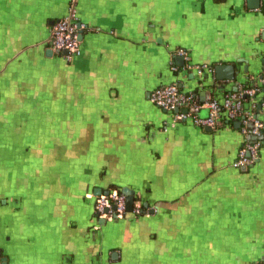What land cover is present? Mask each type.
<instances>
[{"label":"crops","instance_id":"crops-1","mask_svg":"<svg viewBox=\"0 0 264 264\" xmlns=\"http://www.w3.org/2000/svg\"><path fill=\"white\" fill-rule=\"evenodd\" d=\"M68 3L0 0V264H262L264 127L242 171L237 122H173L149 95L222 100L258 77L264 0H76L70 62L50 44ZM220 64L234 82L215 80ZM253 111L264 126L259 97ZM111 188L141 213L97 219L88 196Z\"/></svg>","mask_w":264,"mask_h":264},{"label":"built area","instance_id":"built-area-1","mask_svg":"<svg viewBox=\"0 0 264 264\" xmlns=\"http://www.w3.org/2000/svg\"><path fill=\"white\" fill-rule=\"evenodd\" d=\"M84 25L79 24L76 11V0H69L65 13L53 25L50 36L52 50L64 56L70 62L81 55L79 32ZM178 55L185 56V52L178 51ZM189 68V67H188ZM198 75L203 73L213 74V68L208 65L194 66ZM259 97L264 103V65L256 78L238 87L236 91L226 94L222 100L211 99L198 103L192 100V96L182 93L175 85L162 86L153 90L149 95V101L156 107L172 112L178 109L173 117V122L190 120L197 127L215 128L222 119L229 122L240 123L242 136L253 135L259 137L263 130V123L254 115V104ZM180 109L185 111L179 112ZM207 111L205 117L199 113ZM252 123V128L247 125ZM261 141L254 144L244 143L237 151L233 167H250L259 159ZM94 201V214L97 219L116 221L123 220L127 214L126 195L120 189H109L98 195H90ZM133 215L141 213L140 204L134 198L131 209ZM264 264V260L262 262Z\"/></svg>","mask_w":264,"mask_h":264},{"label":"water","instance_id":"water-1","mask_svg":"<svg viewBox=\"0 0 264 264\" xmlns=\"http://www.w3.org/2000/svg\"><path fill=\"white\" fill-rule=\"evenodd\" d=\"M251 1L252 4H250L249 6L252 8H256L259 5L260 0H249ZM80 39V36H79ZM48 54H50V52H48ZM178 61V66H183L184 64V60L183 57H179L177 59ZM214 76H215V80L217 81H228V82H234L235 81V76H236V72L234 70V67L230 64H220L215 66L214 68ZM237 85V84H235ZM236 86L234 88V91H236ZM257 107H260V105H258ZM174 112H178V109H175ZM207 113V112H206ZM206 116V115H205ZM202 116V117H205ZM236 127H240V123L237 122L236 123ZM247 129H251L252 128V123H249L247 126ZM209 129V128H208ZM263 140V132L261 133V135L259 137L253 136V135H247L245 138L246 143L248 144H254L257 141H262ZM240 170L242 171H246L247 167H240ZM122 193L126 195V205H127V212H131L133 203H134V192L128 188H123ZM100 194V190L99 192H97V195ZM4 264V263H3Z\"/></svg>","mask_w":264,"mask_h":264},{"label":"trees","instance_id":"trees-1","mask_svg":"<svg viewBox=\"0 0 264 264\" xmlns=\"http://www.w3.org/2000/svg\"><path fill=\"white\" fill-rule=\"evenodd\" d=\"M112 189V188H111ZM114 189V188H113Z\"/></svg>","mask_w":264,"mask_h":264}]
</instances>
